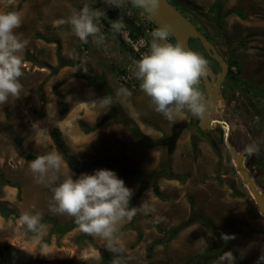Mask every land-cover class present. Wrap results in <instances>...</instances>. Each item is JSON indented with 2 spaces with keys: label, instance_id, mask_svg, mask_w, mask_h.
Segmentation results:
<instances>
[{
  "label": "rangeland",
  "instance_id": "1",
  "mask_svg": "<svg viewBox=\"0 0 264 264\" xmlns=\"http://www.w3.org/2000/svg\"><path fill=\"white\" fill-rule=\"evenodd\" d=\"M171 1L196 19L205 30L219 34V42L225 41L231 48L230 57L237 62V66L233 67L236 77L229 76L226 80L214 117L230 123L229 139L244 155L246 165L255 171V180L264 191V0H221L218 9L212 7L218 0ZM0 2L1 12L9 7V3L18 8L23 23L16 34L28 41L21 54L24 58L21 97L15 101L9 98V103L0 105V172L10 182L18 184L16 187L0 180V200L16 211L11 217L0 214V264H51L59 260L69 264H102L101 251L108 256L116 254L108 251L107 241L99 237L90 235V240L81 242L79 226L64 235H57L52 233L54 222L46 221L47 217H52L54 221L64 223L72 217L57 215L49 210L53 193L44 184L36 182L29 167L33 159L26 158L25 154H61L53 139L55 128L61 132L71 161L73 159L74 164L83 167L81 171H76L63 157L73 179L82 173L93 174L97 169H110L124 180L125 186L131 188L135 195L141 181L127 175L125 168L148 171L163 166L169 174L178 176L160 177L156 181L159 192L153 186L148 187L135 201V207H139L148 200L156 210L147 214L138 210V218L132 226V219L119 226L116 246L121 251L108 264L185 263L216 239L206 226L196 221L170 243L160 242L172 227L188 219L192 208L213 218L226 234L234 236L232 246L251 263H258L264 256V214L257 209L259 214L253 215L254 200L236 195V192L245 194L248 190L222 139L219 128L223 134L224 128L220 124L202 134L189 124L178 145L169 153L162 140L172 130L153 137L152 144L144 147L117 118L97 123L101 115L112 112V106L106 104L109 96L116 104L122 101L128 103L125 106L133 104L137 109L134 95L139 91V81L136 80L138 87L133 90L120 78L124 70L132 69L139 59L121 37L116 36L118 48L115 47L112 53L107 42L97 46L90 37L87 44L82 43L67 22L54 25L67 21L74 11L78 12L86 5L104 15L109 9L117 7L108 6L105 0ZM118 9L131 18H137L136 22L143 25V35L149 36L152 42L153 24L148 13L134 8L130 0ZM54 37L60 38L66 58L84 61L97 72L91 83L87 72L74 65L55 70L58 64L57 43L48 39ZM72 49L76 52L74 57ZM132 59L135 62H131ZM107 85L110 86L109 91ZM42 86L46 91L43 100L39 93ZM58 86L68 105L64 112L57 94ZM121 89H127L130 94H122ZM85 103L90 104L88 108L82 107ZM73 108L77 109L74 114ZM149 116L158 124L168 121L154 110V106ZM189 117L190 114L185 113V118ZM84 119L93 121L89 123V129L80 126ZM193 141L200 145L198 150L193 151ZM250 143L260 146V156L246 155L244 149ZM93 161L98 163L89 166ZM25 213L42 214L41 223L45 226L42 235L28 231L22 224L20 217ZM49 234L50 242H44ZM151 245L153 254L149 257L147 252ZM42 251L50 253L44 255ZM97 255L100 256L98 262L91 259ZM212 264H218V259Z\"/></svg>",
  "mask_w": 264,
  "mask_h": 264
},
{
  "label": "clouds",
  "instance_id": "2",
  "mask_svg": "<svg viewBox=\"0 0 264 264\" xmlns=\"http://www.w3.org/2000/svg\"><path fill=\"white\" fill-rule=\"evenodd\" d=\"M128 2L105 0L108 6L117 8H123ZM130 3L149 14L158 13L161 7V0H130ZM97 16L98 13L86 5L78 12L74 11L67 21H59L54 26L67 22L82 43L87 44L91 37L92 42L100 46L105 36L101 32V25L96 22ZM22 23L23 17L19 12L0 13V105L9 103V98L12 101L19 99L23 91L21 77L24 75V58L21 54L28 41L16 34ZM122 27L115 21L111 25L114 32H119ZM170 34L167 25L152 31L150 50L135 63L131 69L132 75L140 82L139 87L150 98L154 110L167 120L185 118V113L202 118L206 105L200 84L209 74L208 61L200 53L187 50L180 43H169ZM86 64L82 61L78 68L87 72ZM121 93L130 94L127 89H121ZM244 152L248 157L261 155L257 143L248 144ZM29 167L36 182L44 184L53 193L49 210L57 215L73 217L83 232L107 241L106 249L110 252L121 251L116 246V233L123 222L130 221L138 210L145 214L156 210L148 200L139 207H129L133 190L126 187L124 180L113 170L101 168L93 174L82 173L73 179L67 161L56 152L37 155ZM20 220L28 231L43 234L45 226L41 223L42 214L25 213ZM232 238L234 236L221 233V239L225 242ZM41 253L47 255L50 252ZM91 259L98 262L100 256ZM260 260H264V256ZM218 264H235L233 253L224 252L218 258Z\"/></svg>",
  "mask_w": 264,
  "mask_h": 264
},
{
  "label": "trees",
  "instance_id": "3",
  "mask_svg": "<svg viewBox=\"0 0 264 264\" xmlns=\"http://www.w3.org/2000/svg\"><path fill=\"white\" fill-rule=\"evenodd\" d=\"M221 0L216 1L212 7L214 9H218L221 7ZM18 8L13 9V10H7L8 11H16L17 12ZM184 14H186L188 16V14L186 13V11H184L183 9H180ZM104 19H107V23H108V29H107V33H106V39L109 38L112 34H118L120 35L119 32H114L111 28L112 23L115 22H120V24H123L122 22V11L119 10L118 8H111L108 11L105 12L104 15ZM132 19L134 21H138L137 18L132 17ZM152 24H153V28L152 30L157 29V26L154 23V20L152 19ZM128 29L130 30L131 34L134 36H139L141 34H143V31L138 34L136 33V31L131 28L130 26H128ZM54 42L57 43V57H58V66L56 67L55 70L60 69L61 67H64L66 65H74L76 67H80L81 66V61L72 58V59H68L66 58V56L63 54V49H62V43L61 40L59 39H53ZM232 68L230 69V76H232V78L234 79L236 77V72L233 70V67L237 66V62H233L231 64ZM87 67V78L89 79V82L91 83L93 77L96 76V71L91 67H89L86 64ZM81 69V68H79ZM239 70V67H238ZM107 89L109 91V87L107 85ZM41 92V97L43 100V86L40 89ZM58 96L60 97V106L62 111H66L67 109V103L64 100V95L61 93H57ZM108 101H110V106H112V112L110 111L109 113H107L106 115H104L100 121V123H103L105 121H107L110 118H117L122 124L123 126L132 133V135L135 137V139L138 141V143H140L143 146H150L152 144V139L147 136L146 134H144L139 127L136 125V123L130 118L128 117L122 110V108H120V106H118L115 101L112 99V97L109 96V98L107 99ZM83 127L86 129H89L90 127L87 126L86 124H83ZM219 130L222 133V139L224 140V134H223V130L221 128H219ZM53 139L54 142L59 150V152L62 154V156L64 158H66L69 162V165L71 168H73L76 171H81L83 169L82 166L74 164L73 159L71 161L70 156H69V151L67 150V148L65 147L62 139H61V135L60 132L57 128H55L53 130ZM193 149L194 150H198V143L193 141ZM26 158L28 159H35L36 156L32 155V154H25ZM96 163H98V161H93L89 164V166L95 165ZM124 172L127 175H130L132 177L137 178L139 181H141V186L138 190V192L133 195L130 199L129 202V207H135V201L140 198L143 193L146 191V189L148 187L153 186L154 189L159 192V185L156 182L157 179H159L160 177H175L177 178L173 173L169 174V171L165 168V167H161L158 170H140V169H133V168H125ZM0 180L7 183V184H11L12 182H10V180L8 178L5 177V175L3 173L0 172ZM13 186L18 187V184H14L12 183ZM237 196H243V197H247L248 200H253L252 196L248 193H242V192H236ZM258 208L256 206H254L253 208V215H258L259 212L257 210ZM16 211L13 207H11L10 205H8L6 202L1 201L0 200V214L5 216V217H11L13 215H15ZM138 218V213L132 218V222L130 224V226L133 225V222ZM47 222H54V228L52 229V233H55L57 235H64L66 233H68L69 231L73 230L75 227H77L78 225L76 224L74 218L72 217L69 221L64 222V223H59L54 221V219L52 217H47ZM200 222L201 224H203L204 226H206L214 235V237L216 238L212 243H210L209 245H207L205 248H203L201 251L195 253L192 257L188 258L185 263L183 264H212L216 259H218L220 257V255H222L224 252L226 251H231L235 257V263L236 264H253L251 263L240 251H238L235 247L232 246V242L231 239L228 240L227 242H225L223 239H221V233H224L219 226L210 218L206 217L201 211L196 210L194 208L191 209V214L188 217V219H186L185 221H182L181 223H179L178 225L172 227L168 234H166V236L164 237V239L160 240V242L168 244L170 243L174 238H176L178 236V234L185 229L186 227H188L189 225H191L194 222ZM33 233V232H32ZM225 234V233H224ZM50 236L51 234H49L47 237H45L43 239L44 242H50ZM142 237V233H139V238ZM91 236L85 232H83L81 230L80 236H79V240L81 242H83L85 239L90 240ZM5 248H9L8 245H5ZM153 254V245H151L148 249L147 255L149 257H151ZM101 255H102V259H103V263L102 264H108L109 261H111L114 257L118 256V253L114 254V256H108L104 251H101ZM51 264H69L68 261L65 260H59V261H53ZM258 264V263H256ZM259 264H264V260H259Z\"/></svg>",
  "mask_w": 264,
  "mask_h": 264
},
{
  "label": "water",
  "instance_id": "4",
  "mask_svg": "<svg viewBox=\"0 0 264 264\" xmlns=\"http://www.w3.org/2000/svg\"><path fill=\"white\" fill-rule=\"evenodd\" d=\"M149 14V13H148ZM154 20L157 28L162 26H169L171 34L168 38L173 37L176 43H180L185 49L196 52L190 47V39H197L204 46V48L212 54V56L219 61L222 70L218 73L208 64V76L203 79L204 85L207 89L205 96L206 110L202 118L198 120V126L206 131L213 129L216 124H220L224 128V142L227 145L232 161L236 171L242 177L243 184L247 187L249 194L252 196L256 207L261 214H264V191L260 188L255 180V171L251 170L245 162V157L234 146L229 139L231 131L230 123L225 119L215 118L214 112L220 101V89L222 82L228 70V64L218 52L217 47L207 38V36L199 30L196 24L184 14L178 7H176L170 0H161V7L158 13L149 14ZM122 21L133 28L136 33L140 34L143 31V25L134 21L130 16L122 12ZM188 119L177 121L172 127V133L162 140V145L168 148L171 153L176 147L177 141L183 131L187 128Z\"/></svg>",
  "mask_w": 264,
  "mask_h": 264
},
{
  "label": "crops",
  "instance_id": "5",
  "mask_svg": "<svg viewBox=\"0 0 264 264\" xmlns=\"http://www.w3.org/2000/svg\"><path fill=\"white\" fill-rule=\"evenodd\" d=\"M4 1H6V0H4ZM2 2H0V4H1ZM7 3V2H6ZM9 3V2H8ZM10 5H9V7L7 8H3L2 9V12L0 11V13H3V12H6L7 10H13V9H16V8H14V6H12L13 4H11V3H9ZM15 5V4H14ZM0 10H1V8H0ZM98 15H99V13H98ZM116 36H118L119 38L121 37V35H118V34H112L109 38H107V40H106V42H107V45H108V48L111 50V52L113 53L114 52V50L116 49V48H118L117 47V45H118V42H117V37ZM122 38V37H121ZM49 39V41L51 40V42H54L53 41V39H59L60 40V38H57V37H54V38H48ZM123 40V39H122ZM124 43V42H123ZM116 47V48H115ZM119 50H120V48H119ZM63 54L65 55V51L63 52ZM75 54H76V52H75V50H73L72 49V57H74L75 56ZM122 57V56H121ZM122 58H124L126 61L127 60H129L128 58H125V57H122ZM57 59H58V57H57ZM57 62H58V60H57ZM131 62H135V60H133L132 59V61ZM59 63V62H58ZM136 63V62H135ZM57 66H58V64H57ZM66 67V66H65ZM62 68H64V67H62ZM74 75L76 76V73H74ZM75 79V78H74ZM140 83V82H139ZM137 85H138V83H137ZM136 85V88L135 89H137V86ZM109 88H110V86H109ZM56 89H58L57 90V92L58 93H61V94H63L62 93V91L61 90H59V86H58V88H56ZM138 89H139V91L138 92H136V94L134 95V100H135V104H136V106H137V109H135L136 107L133 105V104H131V106H125L124 104H128V103H124V102H118L119 104H117L118 106H120V108H122V110H123V112L128 116V117H130L135 123H136V125L139 127V129L144 133V134H146L147 136H149L151 139H154V138H156V137H158L159 135H163V133H167L168 132V130H172V127H173V125L177 122V121H179V120H183L184 118H178V119H176L175 121H167L166 123H157V122H155L154 120H152L151 118H150V116H149V112L152 110V107H153V105L151 104V102H150V98L149 97H147L146 95H145V93L140 89V87H138ZM134 90V89H133ZM39 93H40V97H41V92H40V90H39ZM45 93H46V91H45V88H43V99H45ZM64 95V94H63ZM42 99V98H41ZM64 100H65V98H64ZM125 100H126V98H125ZM91 102L92 103H95L96 105H97V103L94 101V100H91ZM127 102V101H126ZM67 103V102H66ZM91 103V104H92ZM90 104H84L82 107H85V108H88V106H89ZM98 106V105H97ZM67 107H68V105H67ZM124 107V108H123ZM125 107H127V108H125ZM66 111H67V109H66ZM76 111H77V109L76 108H73L72 109V114H74V113H76ZM138 112V113H137ZM107 113H109L108 111H107ZM42 115V114H41ZM105 115V114H104ZM104 115H101L100 117H101V119H102V116H104ZM101 119H99L100 121H101ZM99 120L97 121V123L98 124H100V122H99ZM82 122V121H81ZM80 122V126H82L83 127V124H86L87 126H89V123H93V121L91 122L90 120H86V119H84V123H81ZM96 124V123H95ZM97 124V125H98ZM89 127H91V126H89ZM94 127H95V125H94ZM58 129V128H57ZM59 130V129H58ZM59 132H60V130H59ZM60 135H61V132H60ZM192 137H194L193 135H191ZM154 137V138H153ZM191 140H192V138H191ZM178 143H179V139H178V141H177V144H176V146L178 145ZM140 144V143H139ZM141 145V144H140ZM191 145H192V148H193V143L191 142ZM143 146V145H142ZM199 144H198V149H199ZM145 147V146H144ZM193 151H194V149H193ZM196 210H198V209H196ZM200 211V210H199ZM202 212V211H201ZM203 213V212H202ZM204 214V213H203ZM205 215V214H204ZM206 217H208V218H210V219H212L213 221H214V219L213 218H211V217H209V216H207V215H205ZM215 223H216V221H214ZM217 224V223H216ZM218 226H219V224H217ZM219 228L222 230V228L219 226ZM223 231V230H222ZM224 232V231H223ZM225 233V232H224ZM226 234V233H225ZM236 264V263H235Z\"/></svg>",
  "mask_w": 264,
  "mask_h": 264
},
{
  "label": "flooded vegetation",
  "instance_id": "6",
  "mask_svg": "<svg viewBox=\"0 0 264 264\" xmlns=\"http://www.w3.org/2000/svg\"><path fill=\"white\" fill-rule=\"evenodd\" d=\"M171 1V0H170ZM172 2V1H171ZM175 2L173 1V4ZM176 4V3H175ZM177 5V4H176ZM177 7V6H176ZM188 14V13H187ZM188 17L196 24V26L199 28V30L201 32H203L207 38L217 47V50L218 52L222 55V57L224 58V60L227 62L228 64V70H227V73H226V76L222 82V86H221V89H220V94H221V97H223V90L225 88V84H226V80H228L229 76H230V69L232 68L231 64L234 62V60L230 57V53H231V48H228V45L225 43V41L223 42H219V34L217 35L216 32L214 33L213 31L212 32H209L207 30H205L197 21L196 19H194L193 17H191L189 14H188ZM196 41V42H195ZM190 47L192 49H194L197 53H200L207 61H208V64L210 65V67L214 70V72L218 73L220 70H222V67L220 66V63L219 61H217L213 56L212 54H210L205 48L204 46L202 45V43L199 42V40L197 39H193L191 38L190 39ZM170 43H173V44H176V41L174 40L173 37H170ZM200 89L201 91L204 92L205 96H206V87L204 85V82L202 80L201 84H200ZM184 119H188L189 120V123H188V126L189 124H193L194 125V128L196 131H198L200 134H202L204 131L198 126V118H195V117H192L190 115L189 118H184ZM187 126V127H188Z\"/></svg>",
  "mask_w": 264,
  "mask_h": 264
},
{
  "label": "built area",
  "instance_id": "7",
  "mask_svg": "<svg viewBox=\"0 0 264 264\" xmlns=\"http://www.w3.org/2000/svg\"><path fill=\"white\" fill-rule=\"evenodd\" d=\"M123 22V21H122ZM97 23L101 25V32L105 36V41L106 42V33L108 29V23L107 19H104V14H99L97 16ZM120 23V22H119ZM123 27L119 31L123 42L125 45L135 54V56L140 59L142 55L146 54L149 51V46H150V39L149 36L148 38L144 36L143 34L139 36H134L131 34L130 30L127 27V24L123 22ZM84 52L88 53V50L83 47ZM121 82L124 83L127 86H130L131 88L135 89L136 88V79L132 75V71L130 68H127L124 70V72L121 75Z\"/></svg>",
  "mask_w": 264,
  "mask_h": 264
},
{
  "label": "bare ground",
  "instance_id": "8",
  "mask_svg": "<svg viewBox=\"0 0 264 264\" xmlns=\"http://www.w3.org/2000/svg\"><path fill=\"white\" fill-rule=\"evenodd\" d=\"M93 70V69H92ZM103 117V116H102ZM230 127H231V125H230Z\"/></svg>",
  "mask_w": 264,
  "mask_h": 264
}]
</instances>
